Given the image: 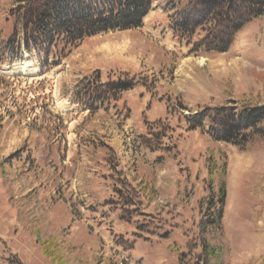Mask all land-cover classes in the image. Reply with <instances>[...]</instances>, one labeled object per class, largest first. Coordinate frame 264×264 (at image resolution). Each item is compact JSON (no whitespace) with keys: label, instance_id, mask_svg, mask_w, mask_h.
Wrapping results in <instances>:
<instances>
[{"label":"rangeland","instance_id":"374dc122","mask_svg":"<svg viewBox=\"0 0 264 264\" xmlns=\"http://www.w3.org/2000/svg\"><path fill=\"white\" fill-rule=\"evenodd\" d=\"M189 1L152 0L142 27L86 38L41 69L35 54L7 60L1 40L17 4L0 0V264H179L181 254L195 264L202 238L215 253L208 264H261L264 138L240 150L185 119L228 102L264 103V16L227 52L194 55L168 24ZM126 77L138 84L99 109L76 101ZM222 182V228L200 234L204 199ZM27 195L20 208L34 235L9 203Z\"/></svg>","mask_w":264,"mask_h":264},{"label":"trees","instance_id":"16d2710c","mask_svg":"<svg viewBox=\"0 0 264 264\" xmlns=\"http://www.w3.org/2000/svg\"><path fill=\"white\" fill-rule=\"evenodd\" d=\"M14 4L17 5L7 18L14 19L11 34L1 40V49L10 63L23 61L24 54L29 58L35 54L41 69L58 65L86 38L142 27L152 10V0H14ZM175 9L168 20L169 28L174 39L188 46L189 54L224 53L245 25L264 16V0H190L184 8ZM137 84L135 77L108 81L86 93L88 103L78 97L76 101L91 111L102 106L105 100H116L121 92ZM185 120L189 129H201L214 141L240 150L264 138V103L236 107L234 102H228L205 107ZM209 177L210 180L214 177L212 170ZM28 197L16 200L9 197V203L16 209L21 228L34 235L35 221L24 218L20 208L21 200ZM225 199V182L216 194L209 188V195L204 199V218L199 223L200 234L206 233L208 227L221 230ZM36 241L40 243L38 238ZM39 245L45 256L54 259L43 243ZM201 247V258L195 264H208L209 255L214 251L204 238ZM184 258L181 254L179 264L184 263Z\"/></svg>","mask_w":264,"mask_h":264},{"label":"crops","instance_id":"0c3cea01","mask_svg":"<svg viewBox=\"0 0 264 264\" xmlns=\"http://www.w3.org/2000/svg\"><path fill=\"white\" fill-rule=\"evenodd\" d=\"M146 101H144V103H145ZM72 104H77L76 103V101H72ZM77 105H79V104H77ZM81 105V104H80ZM82 108H84V109H86L83 105L81 106ZM99 109V108H98ZM97 109V110H98ZM87 110V109H86ZM139 115H140V113L139 114H137V117L139 118ZM129 119V118H128ZM117 122H119L118 120H117ZM101 139V138H100ZM105 143V145L106 146H108V147H110V148H112V146H110L109 144L110 143H108L107 141L106 142H104ZM69 161L67 160V162L65 163V164H67ZM87 162H90V161H87ZM95 166H96V164H95ZM97 167V166H96ZM98 168V167H97ZM97 168H92V172H97L96 170H97ZM69 170V168L66 166V168L64 169V172L63 171H61V170H59V174H60V177H61V181L62 182H64V184L66 183V181L68 182L69 180H70V177L68 176V175H66V172ZM117 171L119 170V168L117 167V169H116ZM76 178V177H75ZM74 178V179H75ZM60 181V182H61ZM74 191L75 192H77V190L76 189H74ZM105 195V192H101V197L102 196H104Z\"/></svg>","mask_w":264,"mask_h":264},{"label":"bare ground","instance_id":"6f19581e","mask_svg":"<svg viewBox=\"0 0 264 264\" xmlns=\"http://www.w3.org/2000/svg\"><path fill=\"white\" fill-rule=\"evenodd\" d=\"M27 68V66H22V69L25 70Z\"/></svg>","mask_w":264,"mask_h":264}]
</instances>
